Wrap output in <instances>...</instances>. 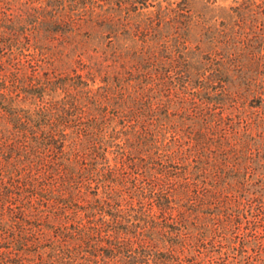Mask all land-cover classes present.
Here are the masks:
<instances>
[{
	"label": "trees",
	"instance_id": "16d2710c",
	"mask_svg": "<svg viewBox=\"0 0 264 264\" xmlns=\"http://www.w3.org/2000/svg\"><path fill=\"white\" fill-rule=\"evenodd\" d=\"M0 264H264V0H0Z\"/></svg>",
	"mask_w": 264,
	"mask_h": 264
},
{
	"label": "rangeland",
	"instance_id": "374dc122",
	"mask_svg": "<svg viewBox=\"0 0 264 264\" xmlns=\"http://www.w3.org/2000/svg\"><path fill=\"white\" fill-rule=\"evenodd\" d=\"M195 7H198V6L195 4Z\"/></svg>",
	"mask_w": 264,
	"mask_h": 264
}]
</instances>
